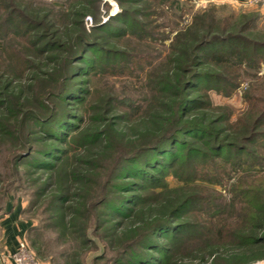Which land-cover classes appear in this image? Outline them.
<instances>
[{
  "label": "trees",
  "instance_id": "16d2710c",
  "mask_svg": "<svg viewBox=\"0 0 264 264\" xmlns=\"http://www.w3.org/2000/svg\"><path fill=\"white\" fill-rule=\"evenodd\" d=\"M43 2L49 7L0 0V37L12 35L20 39L26 52L20 68L8 65L9 75L21 79L14 82L13 90L7 87L10 82L0 84V135L11 134L20 144L11 161L14 178L4 190L0 217L6 213L8 201L19 198L18 189H23L21 175L26 170L35 175L30 181L33 189L27 192L30 208L39 203L45 227L58 233L60 241L70 237L76 245L53 255L51 264H188L186 260L195 264H249L264 259L261 169L247 172L234 182L231 197L223 199L222 194L221 204L217 196L183 193L173 208L152 225L144 228L136 224L137 216L152 203L175 194L165 180L170 172L180 184L176 189H199L209 186L193 185L189 180L211 182L219 168L228 172L227 165L262 166L264 153L258 148L264 147V131L258 129L264 125V108L254 126L248 127L250 132L245 134L244 129L237 127L232 132L229 113L216 114L218 109L210 107V101L203 98V89L214 87L232 94L229 89L237 87V83L223 73H231L234 66L258 69L264 61V23L260 12L243 11V21L236 30L233 26L214 32L211 28L215 21L204 24L207 31L196 34L194 42L192 39L188 43L191 47L182 51L185 60H177L173 75L161 76L157 84L151 81L154 86L162 85V96L156 87L146 103H141L124 91L121 97L114 96L110 88L112 96L106 101L102 99L99 115L80 116L78 106L84 105L91 94L87 84L97 76L116 74L115 69H122L125 62L129 63L128 70H136L132 67V54L100 41L93 31L101 30L118 39L127 36L129 29L134 33L144 27L135 12L123 9L108 22L95 21L90 30L83 20L73 19V25L79 29L63 33L47 18L58 16L62 20L66 14L56 9V2ZM69 14L85 15L79 11ZM116 19L121 22L115 24ZM33 57L46 59L50 69L44 71L32 61ZM156 106L171 114L165 118L158 112L152 115L155 121L163 119L168 129L142 130L134 143L122 145L118 120L138 123ZM109 107L124 112L107 116ZM82 110L87 113L85 106ZM87 120L97 123L85 126ZM97 146L111 149L118 157L108 160V156L94 151ZM88 153L91 160H82L76 169L73 160L81 161V155ZM99 160L111 167L98 196L92 201L77 200L75 184L96 183L91 178L97 176L88 178V166L95 167ZM70 161L73 165L67 167ZM165 199L170 202L172 197ZM235 210L233 227L229 219ZM131 228L133 236L128 238ZM39 229L31 225L27 231L26 238L29 236L33 246L37 245L35 238L41 235ZM100 244V254L90 258V251L98 245L100 248ZM38 253L44 256L40 248ZM209 260L212 262L208 263Z\"/></svg>",
  "mask_w": 264,
  "mask_h": 264
},
{
  "label": "rangeland",
  "instance_id": "374dc122",
  "mask_svg": "<svg viewBox=\"0 0 264 264\" xmlns=\"http://www.w3.org/2000/svg\"><path fill=\"white\" fill-rule=\"evenodd\" d=\"M43 1L21 0L24 4L26 2H33L34 6L40 4L49 7V5L45 4ZM48 1L56 2V9L61 13L66 14L62 20H59L58 16H50L47 18L48 22L54 23V27L60 28L63 33H67L68 30L72 32L79 29L76 25H73V19L83 20L85 27L90 30L92 26L95 25V21H99L100 23L108 22L112 16L119 14L123 9L135 12V17L139 19V22L144 27L143 30H136L134 33L129 29L127 36H122L118 39H116V37L112 38L114 36L112 34L109 37L107 32H102L101 30L93 31L94 34L100 37V41L104 43L107 42L113 46H118L117 48L132 54V61L134 64L132 67H136V70H128L127 66H129V63L127 62V64L125 62L122 69L118 67L115 69L117 72L116 74H108L103 77L97 76L95 81H92L91 84H87L86 89H90L91 94L88 96L84 105L81 104L78 106L77 112L80 116L89 113L91 115H99L101 113L99 108L102 106V99H105L106 101L110 95L112 96L108 91L110 88H112L111 92L115 94L114 96L121 97V94L124 91L126 94L132 96L141 103H144L147 98L149 99L150 95H152L151 92L156 89V87L159 92L158 95L162 96L161 94H164L162 85L159 84L154 86L151 81H154V83L157 84L158 81H161V76L170 77L173 75V71L176 70L175 65L178 64L177 60H185L183 52L191 47L190 45L188 46V43H191L192 39L194 42V36H196V34L200 36L207 31V25L204 24L215 21L211 28L214 32H221L223 29L230 30L233 26L236 30L243 21V11L247 10L241 5V3L237 2V0ZM75 11L85 13V15L83 17H78L72 14L68 15V12L72 13ZM113 22L119 24L121 20L116 19ZM18 40L20 39L12 35L6 38L2 36L0 37V64L2 65L0 68V84L3 85L10 82L7 83V87H9L10 90H13L12 85H14V82L21 79L19 77L12 78L11 76H13V74L9 75L10 73H8V70L10 68H8V65L18 69L19 65L21 67V63H23L22 55L26 54L24 43ZM90 56H93V53H91ZM32 61L38 64L44 71L50 69L49 62H46V59L33 57ZM260 63L258 69L247 65H244V68L234 66L230 70L232 71L231 73H223L228 75V78H233L237 83V87L229 89V92L232 93L230 95H227L226 92L222 90L220 91L215 87L203 89V98H207L206 100L210 101V107L213 106L218 109V113L216 114H221L226 111L229 113V118L233 127L230 128L232 132L235 129L240 128L244 129L243 133H248L250 129L248 127H251V125L254 126L256 117H258L259 114L261 115L264 108V61ZM216 70H219L218 67ZM130 71H132V73H130ZM27 73L31 72L28 70ZM16 91L17 90H15V92ZM83 106L86 107L87 113L83 112ZM108 110V112H105L107 116L124 112L113 108L111 109L110 107ZM148 112L149 113L142 117L140 121H137L138 123H135L132 120H118L116 126L119 128H117V132L122 136V145L126 143H134L135 140H137L136 134L142 132V130L150 129L154 131L157 128L158 130L165 128V131L168 129V124L166 125L163 119L155 121L152 115L158 112L163 115V118H165V116H171L170 113L157 106L151 110L149 109ZM1 113L2 110L0 109V114ZM95 123L97 122L94 120H87L85 126H93ZM246 127L247 130H245ZM262 130L264 131V125L258 129L259 132H262ZM10 135L11 134H4L3 136L2 133L0 135V206L5 202L4 190L8 186V181H11V179L13 180L14 178L11 169L12 158L20 149L18 140L12 139ZM134 146H136V144ZM126 147L129 146L126 145ZM94 151L97 153H103L106 157L108 156V160L113 158L112 161H115L118 157V153H111V149L102 146H97ZM258 151L264 153V147L259 146ZM76 158L80 159L79 157ZM91 158V153L81 155V161L73 160L74 167H77L76 169L80 168L82 160L87 161L91 160ZM105 163L106 162L99 160L95 164L96 166H93L92 168L89 167L87 163L84 165V168L85 166H88V169L90 170L88 178L93 176H97L98 178H91L96 182L92 183L91 181L90 183L93 185L85 183V181L75 184L78 192L77 200L84 199L92 201L98 196L99 188L102 186L106 175L108 174L107 171L111 167V164L106 165ZM72 165L73 163L70 161L67 164V167ZM102 167L104 168V171H102ZM226 168L228 171L227 173L222 170V167L219 169L217 168L218 170L213 175L211 182L202 179L189 180L193 185L205 184L209 186H200L198 187L199 189H176L180 184L176 182L172 172L165 175L166 183H168L170 188L175 191L173 192L175 194L165 196L159 203H152L148 208L141 212L136 218L137 226L145 228V226H150L156 220L164 217L171 208H173V204L177 202V198L183 193L188 195L193 192H199L201 194H206L207 196H217L219 198V200L217 199V202L221 204V195L223 194V196H225L223 199H229L231 197L232 187H234L235 184L234 182L239 180V178L245 175V173L259 169L264 172V161L262 162V166H256L254 168L247 164L243 168H239L236 165H227ZM24 171L25 172L21 175L23 182L21 183L22 185H20V187L23 186V189H18V193L20 194L19 200H21V203H24L25 217L32 222V225L38 226L41 233L40 236L36 238L34 237L37 242L36 246H33L29 236H27V238L25 236L24 239L26 241L28 239L32 250L35 252L36 257L41 264H51V258L53 255L57 256L66 252L68 248L75 245V243L73 244L74 241L71 240L70 237H64L60 241L58 233L51 228L45 227L42 221L45 215L42 213V208L38 205L39 203L34 204L33 208H30L29 194L27 192H30V190L33 189H31L30 181L35 175L26 172V170ZM97 173H99V175H96ZM55 177L56 173L54 174V178ZM219 177L222 178L220 182L217 180ZM36 183L38 184V182ZM37 184L34 186H38ZM166 197H172L171 201L168 202V200L165 199ZM236 218L237 211L235 210L233 212V217H230L229 219V222L233 224V227L236 226L234 222ZM127 236L128 238L133 236L132 228L128 230ZM230 238V236L227 237V239ZM97 247L90 251V258L100 254L102 251L101 244L100 248L99 245ZM38 248L42 250L44 256L39 255ZM211 262L212 260H209L208 263ZM185 263L195 264L194 261L190 262V260H186ZM214 263L216 264V262ZM217 264L229 263L218 262ZM249 264H264V259H255Z\"/></svg>",
  "mask_w": 264,
  "mask_h": 264
},
{
  "label": "crops",
  "instance_id": "0c3cea01",
  "mask_svg": "<svg viewBox=\"0 0 264 264\" xmlns=\"http://www.w3.org/2000/svg\"><path fill=\"white\" fill-rule=\"evenodd\" d=\"M247 10H255L262 15L264 23V3L253 0H237ZM24 203L21 200L10 199L7 203L6 213L0 217V264H14L4 258L3 253L15 252L19 241L24 239L32 222L23 213Z\"/></svg>",
  "mask_w": 264,
  "mask_h": 264
},
{
  "label": "built area",
  "instance_id": "2783aa9c",
  "mask_svg": "<svg viewBox=\"0 0 264 264\" xmlns=\"http://www.w3.org/2000/svg\"><path fill=\"white\" fill-rule=\"evenodd\" d=\"M264 3V0H253ZM4 258L9 259L14 264H41L37 259L35 252L25 239L19 241L18 249L15 252L3 253Z\"/></svg>",
  "mask_w": 264,
  "mask_h": 264
}]
</instances>
